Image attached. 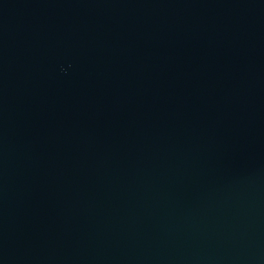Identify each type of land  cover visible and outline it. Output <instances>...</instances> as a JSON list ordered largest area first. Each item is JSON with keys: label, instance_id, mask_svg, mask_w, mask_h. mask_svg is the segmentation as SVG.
<instances>
[{"label": "water", "instance_id": "obj_1", "mask_svg": "<svg viewBox=\"0 0 264 264\" xmlns=\"http://www.w3.org/2000/svg\"><path fill=\"white\" fill-rule=\"evenodd\" d=\"M0 264H264V0H0Z\"/></svg>", "mask_w": 264, "mask_h": 264}]
</instances>
